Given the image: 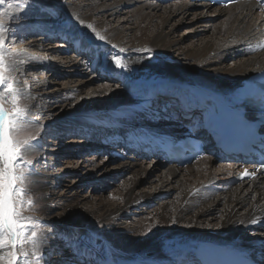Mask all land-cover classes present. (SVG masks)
<instances>
[{
    "label": "bare ground",
    "instance_id": "6f19581e",
    "mask_svg": "<svg viewBox=\"0 0 264 264\" xmlns=\"http://www.w3.org/2000/svg\"><path fill=\"white\" fill-rule=\"evenodd\" d=\"M190 2L181 0L171 6H164L160 1L86 0L84 5L74 4L75 2L67 4L70 14L76 13L75 17L83 22L95 21L97 29H106V21L103 18L96 21V17H113L124 10V7L131 8L128 14L133 26L128 29L125 26L110 28V31L101 34L106 43L99 40L90 45L92 47L93 43L97 54L93 65L101 64L103 71L109 72L121 82L118 89L99 90L86 95L78 103V113L86 115L91 123L97 122V115H104L101 121L104 125L101 126L102 135L95 136L93 140L100 138L99 141H109L114 130L104 127L112 128L113 125L118 128L116 127L111 141L117 144L124 143L131 137H148L176 129L171 122L164 126L155 122L158 116L165 119L164 109L172 102V99L167 100L158 109L162 102H158L156 106L154 102L157 96L173 92L179 97L180 107L183 108L186 102L191 104L197 96L214 94L226 97L235 88H240L250 75L264 69V5L260 4L261 0H246L214 11L208 3L199 6ZM189 15L195 20L204 17L212 20L208 21V37L205 33L198 43L191 46L188 43L189 47H186L174 40L166 28L175 17H180L176 19V23L181 24ZM171 24V27L176 26ZM112 45L116 47L113 48ZM121 48L125 50L120 55L122 61L128 64L127 70L115 68L110 63V55L119 52ZM145 49L150 51L145 52ZM18 53L22 57L17 53L10 55L17 72L24 57L22 52ZM230 58L235 61L228 65ZM67 66L73 69L76 65ZM104 91L110 92L109 95L98 97ZM27 92L25 89L24 94ZM63 107L65 106H59ZM222 109V104L217 103L207 113ZM132 126L134 129H131ZM87 133L92 136L91 131L88 130ZM124 154L117 152L112 155L113 160H123L121 174L130 173L126 183L121 186L118 203L109 207L98 205L87 209L80 202L74 203L72 206L75 213L66 216L76 229L86 228L94 235L100 228L108 226L115 236L123 233L127 236V242H116L114 249L90 253L97 263L190 264L193 262L195 249L202 243L231 246L249 254L262 253L264 173L261 169L256 179L237 183L236 175L244 170L243 167L230 163L212 173V164L217 159L207 156L197 168L194 178H189L190 182H186L181 174L184 169L181 168L188 166L177 168L175 165H162L163 168L159 169L153 163L151 169H146L133 157ZM185 170L192 174L190 168ZM108 171L104 169L102 175L109 176ZM154 173L157 175H153ZM152 175L158 183H155L150 192L140 191L138 188L141 183L152 178ZM48 179L49 177H45L39 180V196L45 204L51 200ZM236 185L238 186L234 187ZM178 188L180 191L176 193ZM143 206L151 207L148 216L140 217L133 227H125L122 231L123 227L119 228L117 222L128 217L132 209ZM91 216L96 221L89 220ZM43 238L40 245L43 252H47L52 245V238ZM60 252L62 254L63 251ZM48 262L45 261L44 264Z\"/></svg>",
    "mask_w": 264,
    "mask_h": 264
},
{
    "label": "rangeland",
    "instance_id": "374dc122",
    "mask_svg": "<svg viewBox=\"0 0 264 264\" xmlns=\"http://www.w3.org/2000/svg\"><path fill=\"white\" fill-rule=\"evenodd\" d=\"M144 1L156 2V0ZM176 1L181 0H166L161 3L164 6H171ZM69 3L84 5L86 0H5V3L0 5V12L5 14L4 24L11 27L16 35V41L7 43L5 46V60L14 68L10 55L19 54L18 52L24 54L21 68L18 72L13 71L11 75L15 77L17 86L22 88L20 105L28 108L26 119L31 120L30 127L38 136L37 141L34 142L36 146L31 152L35 172L29 176L30 183L27 185L34 207L23 213L25 216H31V223L37 227L35 229L29 227V231L25 233V236L29 238L28 241L22 247L17 246L18 252L28 253L27 257L20 256V264H24L25 260L30 264H37L36 257L41 258L39 264H44L45 261H49L48 264H84L86 262L100 264L90 256V253L114 249L116 242L124 244L128 240L124 233L115 236L108 226L97 230L96 235L86 228L76 229L73 222L67 220L66 216L75 213L72 206L74 203L80 202L86 209L98 205L109 207L117 204L121 186L126 183L130 175V173L121 174L123 160H113L117 152L125 153L123 147L117 146L116 149L111 145V137L108 138L110 142H106L107 139L103 142L99 141L100 138L93 140L95 136L102 135L101 126L104 125L101 121L104 115H95L97 122L91 123L86 115L78 113V103L91 93L99 90L113 91L120 87L121 82L109 72L102 71L101 64L93 65V61L97 58L93 43L99 41L94 39L95 33L101 35L103 32L110 31V28L125 26L124 28L128 29L133 26L128 14L131 8L124 7V10L113 17H96V21L101 18L106 21L104 23L106 29H97L95 21H85L81 25L80 20L75 17L77 14L69 13L67 5ZM190 3L199 4V6L205 4L196 1ZM208 6L212 11L219 8ZM15 16H19V19H15ZM28 16L31 18H27ZM178 18L180 17H175L166 28L174 40L189 47V44L191 46L193 43H198L200 37L206 34L208 37L210 30L208 21L212 19L204 17L195 20L192 15H189L180 24L176 23ZM171 23L176 26L171 27ZM89 24L93 26L95 33L86 27ZM91 42H93L92 47H90ZM19 55L22 57V54ZM234 58L237 59V57ZM234 58L228 59V65L235 61ZM67 64L76 66L71 69ZM42 81H44L43 84ZM25 89L28 91L26 94H24ZM109 93L104 91L98 97H105ZM162 98L163 95L157 96L154 103L167 102L168 98ZM63 105L65 107L59 108ZM155 122L157 123V120ZM113 129V136H115L116 129ZM88 130L91 131L92 136L87 133ZM120 144L121 142L117 145ZM124 155L133 156L130 153ZM133 159L146 169H151L153 163L158 165L159 169L163 168V164L153 159L139 160L135 157ZM205 159L187 167L192 174L187 173L189 171L185 170L187 168H181L184 169L181 174L186 182H190L189 178H194L193 175L198 172L197 168L204 163ZM223 165L225 164L214 160L211 172L216 173ZM104 169L109 170L107 172L109 176L102 175ZM155 174L157 175V173L153 175ZM153 175L146 180L147 182L141 183L138 188L140 191L150 192L158 183ZM45 177H49L51 200L48 204H45L39 196V180ZM179 191L180 189L176 193ZM150 208L143 206V208L132 209L128 217L121 218L117 222L118 227H123L122 231L125 227H133L137 219L148 216ZM89 220L96 221V218L91 216ZM32 230L38 232V242L35 246L30 239ZM42 237L43 239L52 238V245L46 250L47 252H43L40 245ZM60 251H63L62 254ZM261 251L263 252L264 248Z\"/></svg>",
    "mask_w": 264,
    "mask_h": 264
},
{
    "label": "snow or ice",
    "instance_id": "6c2138e0",
    "mask_svg": "<svg viewBox=\"0 0 264 264\" xmlns=\"http://www.w3.org/2000/svg\"><path fill=\"white\" fill-rule=\"evenodd\" d=\"M4 3L5 0H0V5ZM4 15L0 12V264H20V256L27 257L28 253L18 252L17 246L22 247L28 241L25 233L29 231V227H37L31 223L32 217L23 213L34 207L27 185L30 183L29 176L35 172L31 152L38 136L30 127L31 120L26 119L28 108L20 105L22 88L17 86L15 77L11 75L15 69L5 60V46L7 43H14L16 35L11 27L4 24ZM14 18L19 19V16ZM79 23L83 25V21ZM86 27L95 33L92 25ZM94 39L105 41L99 33H95ZM124 51L121 48L119 52L110 55V63L115 68L128 69V64L122 61L120 55ZM148 51L150 49H145V52ZM259 169H264V163L259 164ZM255 174L245 169L241 178ZM30 239L35 246L38 242L36 230L30 232ZM40 259L36 257L37 264ZM24 264L30 262L25 260Z\"/></svg>",
    "mask_w": 264,
    "mask_h": 264
}]
</instances>
